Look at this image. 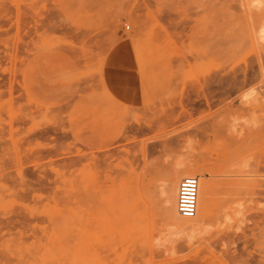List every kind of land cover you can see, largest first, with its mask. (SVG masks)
I'll list each match as a JSON object with an SVG mask.
<instances>
[{"label":"rangeland","instance_id":"rangeland-1","mask_svg":"<svg viewBox=\"0 0 264 264\" xmlns=\"http://www.w3.org/2000/svg\"><path fill=\"white\" fill-rule=\"evenodd\" d=\"M0 264H264V0H0Z\"/></svg>","mask_w":264,"mask_h":264},{"label":"built area","instance_id":"built-area-1","mask_svg":"<svg viewBox=\"0 0 264 264\" xmlns=\"http://www.w3.org/2000/svg\"><path fill=\"white\" fill-rule=\"evenodd\" d=\"M199 180L197 176L187 175L178 183L176 210L182 218H192L197 206Z\"/></svg>","mask_w":264,"mask_h":264}]
</instances>
